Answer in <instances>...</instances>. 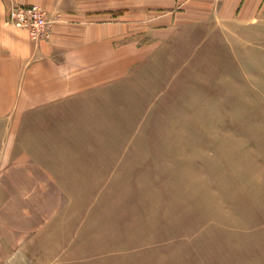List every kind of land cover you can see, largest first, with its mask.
<instances>
[{
    "label": "rangeland",
    "instance_id": "374dc122",
    "mask_svg": "<svg viewBox=\"0 0 264 264\" xmlns=\"http://www.w3.org/2000/svg\"><path fill=\"white\" fill-rule=\"evenodd\" d=\"M88 117L10 264H264V26H181Z\"/></svg>",
    "mask_w": 264,
    "mask_h": 264
},
{
    "label": "crops",
    "instance_id": "0c3cea01",
    "mask_svg": "<svg viewBox=\"0 0 264 264\" xmlns=\"http://www.w3.org/2000/svg\"><path fill=\"white\" fill-rule=\"evenodd\" d=\"M11 2L42 7L49 37L9 22ZM208 23L264 26V0H0V264L55 221L60 164L90 142L96 104L150 48Z\"/></svg>",
    "mask_w": 264,
    "mask_h": 264
},
{
    "label": "built area",
    "instance_id": "2783aa9c",
    "mask_svg": "<svg viewBox=\"0 0 264 264\" xmlns=\"http://www.w3.org/2000/svg\"><path fill=\"white\" fill-rule=\"evenodd\" d=\"M7 17L12 24L25 28L34 42L50 35V21L46 11L39 5H20L11 2L7 8Z\"/></svg>",
    "mask_w": 264,
    "mask_h": 264
}]
</instances>
